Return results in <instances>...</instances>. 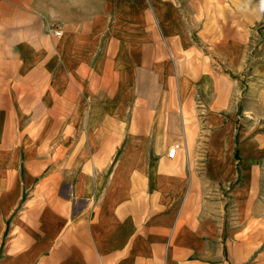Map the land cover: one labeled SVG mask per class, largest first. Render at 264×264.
Segmentation results:
<instances>
[{
	"label": "crops",
	"instance_id": "1",
	"mask_svg": "<svg viewBox=\"0 0 264 264\" xmlns=\"http://www.w3.org/2000/svg\"><path fill=\"white\" fill-rule=\"evenodd\" d=\"M31 1L0 105V264H247L248 246L264 264V133L237 134L231 85L215 78L247 49L197 58L196 0ZM191 110L203 160L186 157ZM9 119L43 121L11 140ZM175 143L183 160L166 157Z\"/></svg>",
	"mask_w": 264,
	"mask_h": 264
},
{
	"label": "rangeland",
	"instance_id": "2",
	"mask_svg": "<svg viewBox=\"0 0 264 264\" xmlns=\"http://www.w3.org/2000/svg\"><path fill=\"white\" fill-rule=\"evenodd\" d=\"M32 3L31 0H0V105L5 108L9 106L7 97L14 90L15 84L16 31L24 24L23 20H27L26 17L32 14ZM189 11L190 13L185 14L184 18L192 27L191 40L198 48L197 58L202 59L203 53L217 51L220 47L229 46L230 42L237 47L247 49V59L244 61L245 66L242 70L229 71L225 68L224 63L217 62L215 78L224 81L228 86L231 85V97L238 106L237 115L239 118H235L237 115L232 118V121L236 123L237 134L239 135L241 132L240 137L245 136L250 139L257 133H264V0H196ZM179 52L182 53L179 60L183 59L187 64V59L191 56L190 53L180 47ZM169 57L171 58L170 55ZM240 104L241 106L252 105L254 108L251 109L250 113L244 114ZM183 111L186 112V108H183ZM189 112L188 122L194 133V139L190 148L191 151L186 152V157L189 159L196 157L203 160V145L206 142L204 120L192 110ZM179 114V125H182L183 117L180 109ZM42 121L25 120L21 123V120L9 119L7 125L12 131L6 138L13 140L17 137L18 139L20 137L16 134L18 128L20 129L25 125L28 127L36 126ZM34 130L33 128L26 135L25 144L32 143ZM181 130L184 133L183 125ZM180 138L179 135V142L184 143L183 139ZM192 146H199L195 155L192 152ZM181 154L180 157L183 160L184 153ZM205 199L208 200V197ZM186 217L190 218V214H187ZM187 223L191 225L190 221ZM254 235L255 231H250L247 237L250 239ZM236 240L239 241V236L236 237ZM233 242L230 245L229 241L227 242V246L223 250L225 257L227 250L230 253H228L229 258L235 253L236 248ZM262 251L263 247L248 246L247 264L254 263ZM239 253L240 248L237 249V257Z\"/></svg>",
	"mask_w": 264,
	"mask_h": 264
},
{
	"label": "built area",
	"instance_id": "3",
	"mask_svg": "<svg viewBox=\"0 0 264 264\" xmlns=\"http://www.w3.org/2000/svg\"><path fill=\"white\" fill-rule=\"evenodd\" d=\"M54 35L56 37H58L60 35L59 32H55ZM184 146L181 145L180 143H175L173 144L172 146H170L166 152V157L167 159L169 160H173L177 157V155L180 153V152H183L185 154V151H184Z\"/></svg>",
	"mask_w": 264,
	"mask_h": 264
},
{
	"label": "trees",
	"instance_id": "4",
	"mask_svg": "<svg viewBox=\"0 0 264 264\" xmlns=\"http://www.w3.org/2000/svg\"><path fill=\"white\" fill-rule=\"evenodd\" d=\"M236 157V156H235ZM237 158V157H236Z\"/></svg>",
	"mask_w": 264,
	"mask_h": 264
}]
</instances>
